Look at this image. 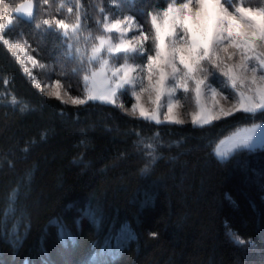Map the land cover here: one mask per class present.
I'll use <instances>...</instances> for the list:
<instances>
[{"label": "trees", "instance_id": "obj_1", "mask_svg": "<svg viewBox=\"0 0 264 264\" xmlns=\"http://www.w3.org/2000/svg\"><path fill=\"white\" fill-rule=\"evenodd\" d=\"M21 1L10 0L9 8ZM34 1V20L14 17L3 35L26 42L48 77L82 95L84 71L72 73L81 68L75 49L85 36L104 33L114 0ZM169 1L122 4L146 26L150 13ZM236 2L264 7V0ZM77 4L78 42L71 34L64 38L63 30L43 31V20L54 17L75 24ZM69 51L77 59H69ZM257 120L264 115L235 112L203 127L158 124L99 100L64 102L43 93L0 41V207L26 174L32 176L15 218L0 219V264H264V147L225 159L214 151L234 126ZM141 141L155 146L154 163ZM61 226L71 239H61ZM5 231L18 232L21 243L14 245Z\"/></svg>", "mask_w": 264, "mask_h": 264}, {"label": "snow or ice", "instance_id": "obj_2", "mask_svg": "<svg viewBox=\"0 0 264 264\" xmlns=\"http://www.w3.org/2000/svg\"><path fill=\"white\" fill-rule=\"evenodd\" d=\"M128 2L129 0H121L124 4ZM44 3H48V0H44ZM60 7L62 8L63 4ZM79 7L80 5L77 4L75 24L69 25L64 20L54 17V23L47 19L43 20L42 23L46 26L43 31L63 30L64 38H68L71 34L78 42V33L82 29ZM67 11L72 13L73 8L69 7ZM100 11L103 12V9L101 8ZM15 13L27 18L26 22H32L35 18L32 0H27L26 3L18 6ZM108 21L106 15L103 23L105 35L93 38L89 34L84 37L85 42L92 39L98 41L92 45L90 55L87 54V48L83 52L79 48L75 49L76 53H81L78 58L81 68H73L72 73L77 74L83 70L85 73L82 77L83 81L86 84L90 81L92 88L86 100L73 98V103L84 104L87 101L100 100L116 104L117 95L127 94L130 90L135 93L137 86H140L141 92L150 90L155 92L157 109L160 107L161 98H167L166 119L175 124H183L184 120L172 116L174 107L181 106L178 102L177 105L172 103L175 93L180 89H183L184 93L194 92L199 103L201 96L207 91L211 92L215 99L216 96L222 95V92L212 87L209 80L211 77L220 81L221 90L230 91L235 104L226 108L219 101H215L212 110L202 108L200 112L193 114V125L203 127L215 120L232 116L234 112L249 114L252 119H255L257 114L264 115V7H244L243 2L234 4L233 0H185L180 4L173 0L162 13L151 14L154 34L150 36L140 30L142 39L137 37L135 43L125 40L126 33L132 29L122 27L128 22H134L132 18L125 17L124 20H115L111 23ZM97 23L99 24L100 21ZM13 24L12 16L7 14L5 8L3 15H0V41L15 52L19 46L10 44L9 40L3 37L4 30ZM35 27L40 29L41 25L36 24ZM113 34H118L116 39L113 38ZM150 39L153 48L147 49L145 42ZM67 47L71 50L73 45L68 44ZM20 51L23 49L21 48ZM221 53L224 55L222 56ZM67 56L69 59H77L71 51ZM145 56L147 63L144 65L130 62L143 59ZM28 59L33 60L32 57ZM121 60L123 63H119ZM253 61L256 63L253 64ZM35 63L33 61L34 66ZM85 63L89 66L96 64L98 67L83 69ZM25 71L30 70L26 68ZM217 72L221 73L224 79L218 77ZM98 77L103 85L101 88L96 87ZM145 80H147L146 86ZM37 86L39 87V84ZM51 94L57 99L60 98L59 91ZM136 98L140 99L139 96ZM223 99L227 101L229 97L224 96ZM9 102L13 106L19 103L14 96ZM118 107L124 109L123 104ZM26 108L27 105H24L21 111ZM137 108V105L132 106L131 115L134 117L137 115ZM138 115L146 120H156L158 124L161 123L156 112H149L144 107L138 108ZM257 128H261L262 131L259 138L254 140ZM246 132L247 134L239 138L234 145V151L228 155H235L244 149L252 150L256 144L264 147V124H254ZM141 145L147 150L146 155L154 163L157 159L155 146L152 143L145 144L143 141ZM24 151L27 152L29 149L26 147ZM215 154L219 159L227 158L219 151ZM31 179V174H26L8 193L6 205L0 207V219L5 223L15 218L21 190L30 186ZM88 211L95 220V213L90 209ZM4 235L13 237L14 245L21 243L18 232L5 231ZM152 235L156 236V233ZM60 236L63 240L72 238L71 232L63 226L60 227ZM234 239L241 245L252 243L250 240L243 241L239 237ZM92 264L96 262L93 261Z\"/></svg>", "mask_w": 264, "mask_h": 264}, {"label": "rangeland", "instance_id": "obj_3", "mask_svg": "<svg viewBox=\"0 0 264 264\" xmlns=\"http://www.w3.org/2000/svg\"><path fill=\"white\" fill-rule=\"evenodd\" d=\"M9 1L10 0H2V3H0V15H3V11L6 8L7 14L11 15L12 19L14 20V17H16V16L13 14L12 10L9 8ZM112 2L115 4L117 9L115 10V13L110 11V12H107L105 14V16L107 15L109 18L108 22L111 23L115 20H124L125 17L132 18V20L134 22H128L127 24L122 25V27H130L132 29V31L126 33L125 40L131 41L132 43H135L137 37L142 39V37L140 36V30H142L143 33L150 35V36L154 34L153 29H152V25H151V14L162 13V11L164 9H166L170 3L173 2V0H170L169 2H167L164 7L157 8L156 10H153L148 17L149 22L146 26L144 25V23L142 21L136 19L135 16L132 13H130L119 0H114ZM175 2L177 4H180V3H184L185 0H175ZM235 4H239V2L238 3L236 2ZM193 6H195L194 3H193ZM243 6L244 7H252V8L259 7L256 5H247V4H243ZM231 10L232 9L230 8V11ZM104 22H105V17H104ZM102 35H105V33L98 35V36H102ZM117 36H118V34H113L114 39H116ZM3 37H4V39L9 40L10 44H17L19 46L15 50V52H13L11 50L10 51L13 53L14 57L19 62V64L21 65V67L24 71L26 68L30 70V71H25V72L27 73V75H29V77L31 78V80L33 81V83L36 86H37V84H39V87L38 86L37 87L43 93H45L47 95L55 96V95H52L51 93L59 91L60 92V98L59 99H61L64 102H70V103H73L72 102L73 98H79V99H83V100L87 99V95L90 94V91L92 88L90 81L87 84L83 81L84 86H85V91L82 95L77 96V95L70 94L67 91L64 83L61 80H59L58 78H54V77H48L43 72L44 71V67H43L44 63L40 62V60L31 52V49L29 48V46L26 42L22 43L20 41L11 40L9 38H6L4 35H3ZM94 43H98V41L95 40L94 42H92V40H89V41L85 42V40L83 39V41L81 43V44H83V46L81 47V52H83L85 50V48H87L88 49L87 54L90 55V50H91V47ZM88 46H90V48H88ZM7 47L9 48L8 45H7ZM145 47L147 49L153 48V44H152L151 39L145 42ZM21 48L23 49V51H20ZM149 54H154V52H149ZM221 55L223 56L224 53H221ZM28 57H32L33 60L30 61L28 59ZM85 60H86V56H85ZM33 61L36 62L35 66L33 64ZM130 62L138 64V65H144L147 63V58L145 56L143 59H137L135 61H130ZM119 63H123V61L121 60ZM252 63L255 64L256 62L253 61ZM85 64H86V66L88 65L87 63H85ZM97 67H98V65H95L91 68H97ZM88 74L90 76V72ZM140 75H145V73H140ZM216 75L218 77H221V79H224L222 77L221 73L217 72ZM209 80L212 83V87L216 88L218 90V92H222V95H218L214 99L212 97L211 92L206 91L201 96L199 103H197L194 92L184 93L183 89H180L175 93V95L172 99V103L174 105H177V102L179 103V105H181V106H175L174 107L173 112H172V116L174 118L182 119V120H184V123H187V122L192 123V116L194 113L200 112L202 108L205 110H209V111L212 110L215 101H219V103L221 105H224L226 108L235 104V100L233 99L232 95H230V91L229 90H221L219 80H214L211 77L209 78ZM97 81H98V83H97L96 87L101 88L103 85L100 83L99 77L97 78ZM57 82H59V83H57ZM144 85L145 86L147 85V80L144 81ZM169 87H171V85H169ZM129 96H131L132 98H131L130 102H127V100L129 99ZM137 96L140 97L139 100H137V98H136ZM224 96H228L229 99L227 101H225L223 99ZM159 103H160V107L157 109L155 92L151 91V90L147 91V92H141L140 86H137L135 93H133L130 90L127 94L117 95V97H116V105L118 106L120 104H123L124 109H122V110L123 111L127 110L125 112H127L129 114H131L132 106L137 105L138 108L144 107L149 112H156L157 118L161 122H170L166 119V114L168 112V109H167L168 100H167V98L162 97ZM138 108H137V115L136 116H139L138 115ZM151 121L156 122V120H151ZM254 124H264V120H257V121H253V122H249V123H243V124H239V125L234 126L226 134H224L221 138L218 139V141L215 144V148H214L215 153L217 151H219L220 153L225 154L226 157H229L230 155H228V154L234 151V145L236 144L238 139L241 138L242 136L246 135L247 134L246 130L249 128H252V126ZM261 131H262L261 128L256 129L254 140L259 138ZM256 146H260V145L256 144Z\"/></svg>", "mask_w": 264, "mask_h": 264}, {"label": "water", "instance_id": "obj_4", "mask_svg": "<svg viewBox=\"0 0 264 264\" xmlns=\"http://www.w3.org/2000/svg\"><path fill=\"white\" fill-rule=\"evenodd\" d=\"M26 2H27V0H22L21 2H19L18 4H16L15 7L13 8V10H12L13 14H14L16 17H18V18H20V19H22V20H25V21H27V18H23V17L20 16V14H16V13H15V9H16L18 6H20L21 4H24V3H26ZM32 4H33L34 15H35L36 5H35V1H34V0H32Z\"/></svg>", "mask_w": 264, "mask_h": 264}]
</instances>
